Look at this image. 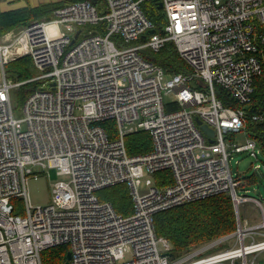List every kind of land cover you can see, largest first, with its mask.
Instances as JSON below:
<instances>
[{
    "label": "built area",
    "instance_id": "obj_1",
    "mask_svg": "<svg viewBox=\"0 0 264 264\" xmlns=\"http://www.w3.org/2000/svg\"><path fill=\"white\" fill-rule=\"evenodd\" d=\"M158 1L68 2L32 20L12 44L0 42V264H44V251L59 245H68L71 264H255L257 256H250L264 250V205L239 192L227 148V136L248 130L249 118L264 121V109L249 110L254 80L264 72V0ZM149 2L163 16L161 27L144 9ZM60 26L71 33L50 29ZM169 41L189 72L167 76L145 57ZM23 55L42 73L14 80L5 64ZM29 83L35 89L19 118L12 93ZM171 93L175 109L165 101ZM197 117L215 130L213 142ZM105 121L117 129L109 131ZM138 130L149 131L153 145L131 154L126 135ZM248 134L244 144L231 143L233 150L258 158L262 148ZM34 165L70 176L54 184L45 206L29 198V177L39 176ZM146 173L154 179H146L142 193ZM121 182L134 202L128 215L97 194ZM221 192L233 201L237 228L222 238L233 244L200 257L219 239L172 257V243L157 234L156 214ZM16 197L26 201L24 215L14 211ZM248 200L261 209L259 223L241 216L240 204Z\"/></svg>",
    "mask_w": 264,
    "mask_h": 264
},
{
    "label": "trees",
    "instance_id": "obj_2",
    "mask_svg": "<svg viewBox=\"0 0 264 264\" xmlns=\"http://www.w3.org/2000/svg\"><path fill=\"white\" fill-rule=\"evenodd\" d=\"M72 1L77 0H57L44 2L36 6L26 5L9 10L0 9V30H7L17 24H29L34 19L50 15L56 7ZM143 6L154 23L158 27H161L163 16L156 6L151 2L143 4ZM144 55L161 65L167 73V76L179 72L187 73L191 70L189 65L180 56L173 41H169L159 51L146 50ZM10 72L20 80L29 77L27 71L23 68L12 69L11 67ZM27 75L28 77H26ZM33 85H35V83ZM34 88L31 87L30 91H26V96ZM218 95L225 103H229L231 100L227 92L221 88L218 89ZM250 105L249 110L251 112L264 109V72L254 80L253 100ZM177 107L178 105L174 101L168 102V109H175ZM246 108L248 109V107ZM108 122L109 121H105L103 123L106 128ZM247 129L251 135L257 139L262 148L261 151L264 153V121L254 122L249 118ZM126 144L131 154L148 152L153 145L151 134L146 130L128 133L126 135ZM237 179L239 180V178ZM250 181H252V179L247 182ZM106 198L111 201L116 210L123 215H128L134 211L132 196L129 194L126 187H122V184L119 185L118 183L112 185L109 188ZM14 211L15 213H19L16 207ZM155 227L159 236L167 237L172 243L171 256H181L198 247L216 242L220 238L236 230L237 222L232 198L229 193L221 192L201 200L173 206L156 214ZM214 247L215 246H211L209 249H213L212 251H214ZM53 248L54 247H51L44 251V264H65L67 259L66 253L69 251V247L66 246L64 249L65 251L61 250L51 253V249Z\"/></svg>",
    "mask_w": 264,
    "mask_h": 264
},
{
    "label": "rangeland",
    "instance_id": "obj_3",
    "mask_svg": "<svg viewBox=\"0 0 264 264\" xmlns=\"http://www.w3.org/2000/svg\"><path fill=\"white\" fill-rule=\"evenodd\" d=\"M35 1H55V0H14V1H6L1 0L0 1V9H5L7 5H12L13 2L15 3V6H11V8H20L26 5H32ZM28 23L24 24H17L12 26L9 29H5L4 31L0 30V42L2 44H12L13 41L22 34L23 30L27 26ZM52 32L58 31L62 34L71 33L66 30L64 26L60 27H51L50 28ZM22 44L28 48L27 39L23 37ZM28 52L27 50L25 51ZM28 55H23L20 57H9V60L5 64V70L8 76L13 78L14 80H20L15 75H12L10 70L14 68H23L27 71V74L29 77L40 75L42 72L37 69L35 66V63L33 59ZM1 68V63H0ZM1 75V70H0ZM28 75L26 77H28ZM28 77V78H29ZM25 79V78H23ZM22 80V79H21ZM31 84V85H30ZM34 83L24 84L12 93V100H13V106H14V112L16 117H22L23 116V106L26 97V91H30L31 87L34 88ZM35 89V88H34ZM175 99V95L173 93L165 96V101L169 102L171 100ZM80 103V102H78ZM81 111L77 110V113H80ZM109 131L114 132L117 129L116 122L109 121L106 124ZM248 133H250L248 130H243L238 133H235L232 136H227V148L231 152L230 156V166L232 169V173L235 176V178H239V187L238 190L241 194H247L249 196L258 198L262 204L264 205V153L262 151H259L258 158L251 155L248 150L244 151H236L233 150V146L231 143L235 142L237 144H244L247 141ZM146 153V152H145ZM258 164H260V167L257 168ZM33 172L39 174V176L35 177L31 175L28 180V192H29V198L31 200V203L35 206H45L49 204L52 201L53 197V187L54 184L61 179L70 180V176L60 175L58 173L57 167H51V166H40V165H34L32 166ZM152 178L154 179V175H151L150 173H146L143 177V181L141 186L139 187L140 192H145L147 190V184L146 179ZM252 179V181L247 182L248 180ZM122 184V187H126L130 194V187L126 182H121L119 185ZM111 187V186H110ZM108 186L102 189H99L97 191L98 196L104 200L107 199L106 196L109 192ZM133 201V200H132ZM12 203L15 205L16 209L19 211V214L24 215L26 211V201L23 198L16 197L12 200ZM133 208H134V202H133ZM240 211L241 216L246 217L249 219V222L251 224L259 223L263 220V215L261 212V209L251 200L245 201L240 204ZM131 214V213H130ZM236 215V214H235ZM237 222V219H236ZM264 231V229H263ZM263 238V237H261ZM222 239V238H220ZM221 244L213 245V249L207 248V251H204L203 254H200V257L207 256L213 253H216L218 251H221L225 248H229L234 240L232 238H227L225 240H220ZM68 247V245H59L55 246L53 249H51V253H55L57 251H65L64 249ZM207 245L201 246L205 247ZM198 247V248H201ZM196 248V249H198ZM195 250V249H194ZM191 250V251H194ZM67 254V253H66ZM257 256L256 263L255 264H264V250L260 251L259 253L250 256V259ZM132 257L131 252L126 253V258L129 259Z\"/></svg>",
    "mask_w": 264,
    "mask_h": 264
},
{
    "label": "water",
    "instance_id": "obj_4",
    "mask_svg": "<svg viewBox=\"0 0 264 264\" xmlns=\"http://www.w3.org/2000/svg\"><path fill=\"white\" fill-rule=\"evenodd\" d=\"M156 1H158V0H156ZM93 2H96V0H93ZM157 3H158V7H159V8H162V4H161V2L158 1ZM80 31H81V29L78 30L77 33L75 34V37H74V39H73V42H74V41L76 40V38L78 37ZM155 32H156V29H155V28H152V29L148 30V31L146 32V34L143 35V37H144V38H148V36H149L150 34H153V33H155ZM196 120H197V123H198V124L200 125V127L202 128V130H204V131L210 136L209 140H210L211 142H213L214 139H213L212 137L215 135V130H214L213 128H211L207 123H204L199 117H197ZM70 259H71V251H68V252H67V259H66V261H65V264H71Z\"/></svg>",
    "mask_w": 264,
    "mask_h": 264
},
{
    "label": "crops",
    "instance_id": "obj_5",
    "mask_svg": "<svg viewBox=\"0 0 264 264\" xmlns=\"http://www.w3.org/2000/svg\"><path fill=\"white\" fill-rule=\"evenodd\" d=\"M6 1H14V0H6ZM55 1H57V0H55ZM44 2H49V1H35L32 3V6H36V5H39V4L44 3ZM11 6H15V3L13 2L12 5H7L5 9H1V10L13 9V8H11ZM15 8H17V7H15Z\"/></svg>",
    "mask_w": 264,
    "mask_h": 264
},
{
    "label": "bare ground",
    "instance_id": "obj_6",
    "mask_svg": "<svg viewBox=\"0 0 264 264\" xmlns=\"http://www.w3.org/2000/svg\"><path fill=\"white\" fill-rule=\"evenodd\" d=\"M8 52H10V51H8Z\"/></svg>",
    "mask_w": 264,
    "mask_h": 264
}]
</instances>
